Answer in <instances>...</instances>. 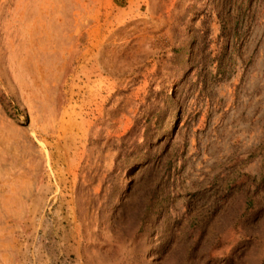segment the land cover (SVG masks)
I'll return each mask as SVG.
<instances>
[{"label": "rangeland", "instance_id": "rangeland-1", "mask_svg": "<svg viewBox=\"0 0 264 264\" xmlns=\"http://www.w3.org/2000/svg\"><path fill=\"white\" fill-rule=\"evenodd\" d=\"M0 264H264V0H0Z\"/></svg>", "mask_w": 264, "mask_h": 264}]
</instances>
